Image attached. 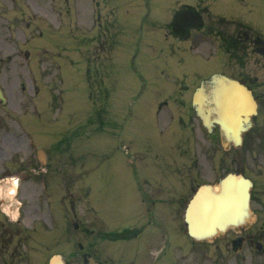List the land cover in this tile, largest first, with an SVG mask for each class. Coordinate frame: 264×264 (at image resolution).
I'll return each mask as SVG.
<instances>
[{"label": "rangeland", "instance_id": "rangeland-1", "mask_svg": "<svg viewBox=\"0 0 264 264\" xmlns=\"http://www.w3.org/2000/svg\"><path fill=\"white\" fill-rule=\"evenodd\" d=\"M101 1L105 6L100 3ZM101 1L99 10L101 9L103 12V18L111 21L114 15L111 12L112 5L115 6L119 27L124 30L115 54V64L112 65L115 68L117 85L112 94L111 116L108 117L113 122V117H120L123 113L129 114V125L119 128L121 133L119 130L114 133L113 123L111 125L108 121L107 124L110 127L90 134L85 146L78 152L83 154L84 161L77 168L80 170V177L84 180L74 177L70 181L72 182L70 187L74 191H79L82 188L89 189L94 202L99 206L100 217L108 216L110 225H112L117 221L125 223L131 214L145 210L141 203L140 192L144 191L140 184L145 186L144 178L146 175L148 176L150 168L145 169L146 163L153 164L152 169L157 170V164H154L153 161L155 153L148 150L154 147L161 148L162 145L168 147L170 141L174 137H178V132L166 136L168 132V130H164L166 121L159 120L157 116L160 101L173 91L174 79L182 77L185 72L197 68L201 63L183 45L174 44L170 38H166V21H168L170 7L178 0ZM212 10L215 14L248 19L264 31V0H217L213 4ZM91 11L93 13V6ZM211 16L216 17L212 13ZM91 21L92 18L89 16V22L91 23ZM231 28L234 26L232 25ZM117 31L120 34L118 29ZM224 55V63L233 59L230 54L224 52ZM251 57L253 56L248 54L246 58ZM214 62L219 61L215 60ZM214 66L218 65H211V68ZM192 79L194 80V77ZM180 80L178 79V84L176 83V87L181 88L180 91L176 95L175 91L173 95L166 97L169 103L165 104L164 102V107L162 106L163 110H171L175 106L179 111L178 115L185 114L187 108H190L193 92L198 86L196 82L189 80L186 81L189 85L184 90L182 89L184 85H181ZM74 83L77 84L75 87ZM108 84L111 88L115 87L111 82ZM87 87V82H84L80 77L72 79L69 89L66 88L63 94L65 103L62 112L56 113L59 120L70 117L69 113L73 111L81 116L90 108L91 101ZM130 103L131 107L129 108ZM95 116L93 126H97ZM184 118L189 121L188 116ZM59 123L57 122V125ZM120 134L124 142H120ZM203 135L205 136L206 133L203 132ZM129 138L132 140L131 142H129ZM40 140L46 141L47 139L41 135ZM127 146H130V149H126ZM202 146L203 144H199V142H193L191 149H184V155L190 157L187 160L188 163L196 156L202 163L207 161L215 165V170L212 171L214 172L213 177H210V174L208 177L212 180L216 179L219 174H224L228 170V161H225L226 154H224L226 152L219 147L215 149L216 152L214 150L208 152ZM193 148L194 151L199 150L195 156ZM205 151L211 154L208 155ZM218 153H222L223 157L220 158ZM82 166L83 170H81ZM201 167L203 172L209 173L205 165H201ZM10 181H5L4 184L8 185ZM151 183L152 181L146 185V190L151 186ZM9 187L11 186L8 185ZM32 187L33 185L26 186L25 190H31ZM57 187L64 189L66 185L62 180V184ZM185 193L186 195L191 194V192ZM168 216L169 223L175 224L176 215L171 212L168 213ZM259 229L261 232V225L257 223L254 225L253 232L257 234ZM247 233H249L248 230L238 232V230L232 229L227 234L216 238L214 244L198 245L188 236L179 232V236L182 238L180 239L181 253L184 255L182 264H264V255L258 252L255 245L245 244L242 248H237L232 244L233 239H237L241 235L246 236ZM258 235L261 234L258 233ZM89 238L85 240L89 242ZM43 239L45 240V237ZM55 250L57 248L50 252Z\"/></svg>", "mask_w": 264, "mask_h": 264}, {"label": "flooded vegetation", "instance_id": "flooded-vegetation-1", "mask_svg": "<svg viewBox=\"0 0 264 264\" xmlns=\"http://www.w3.org/2000/svg\"><path fill=\"white\" fill-rule=\"evenodd\" d=\"M97 26L101 34L106 30L110 31V27H105L102 21H98ZM87 31V5L82 0H0V81L5 95L7 93L9 97L8 104L13 106V110L5 108L4 104L2 105L3 100L0 99V180L13 174L23 181L40 177V157L34 149L40 146V136L45 137L47 130L53 129L50 125V113L57 103L55 92L57 81H64L62 69H67L74 63L72 52L84 53L88 50L90 39ZM248 38L246 36V40ZM255 41L257 43L251 48L260 55L255 62L264 64V44L260 39ZM226 49L228 51V40ZM85 64L87 68L88 60H85ZM238 74L239 79L245 83L264 85V75L257 76L253 81L254 79L247 76V72L243 69L239 70ZM24 77L27 79V84ZM16 84L18 92H15ZM26 91L31 92L33 96L30 97V93ZM256 96L260 104H264V90L257 92ZM65 135V138H68L65 142L71 143L70 131H65ZM260 135L261 129L257 128L249 132L246 138H250L253 145H264L263 142L257 141ZM261 160L264 162V155ZM250 168L261 176L262 187L258 184L252 192H259L255 197V205L264 211V193H261L264 192V166L258 163V168ZM230 169L232 165L228 160V170ZM45 170L50 173L52 171L50 167ZM203 175V172L194 175L192 186H199L202 180L200 177ZM43 194L44 192H34V190L18 192L27 220L41 215L43 200L49 203L50 209L57 208L56 192H46L45 196ZM155 198V195H147L143 198L149 212L155 210L153 207L156 205L152 203L162 201ZM4 202L5 198L0 194V264H22L25 257L19 250L12 261L8 260L9 241L14 242L16 236L19 237V244L29 241L37 227L27 221L28 226L33 229L30 231L22 225L21 220H13L7 206L3 205ZM61 202L64 214L61 216L63 220L60 221V237L67 249L72 240L68 226L74 217L78 222V228L84 229L82 225L86 221L81 218L85 216L81 209L84 201L82 197L68 191L64 192ZM156 226L160 227L157 224ZM161 228L165 232L164 235L162 234L164 238L167 236V230L163 226ZM85 229L88 231V228ZM51 238L54 240L55 234ZM169 238V236L164 238L163 247L166 248L164 253L155 256H153V248L159 241L150 244L133 243L128 252L127 264H174L177 251L171 252L170 246L167 248ZM256 238L250 237V242L252 243ZM175 247L178 250V245ZM86 253L88 251L82 254L84 264H86L84 259L87 258ZM94 255L103 264H123L119 256L107 252L104 243L100 244Z\"/></svg>", "mask_w": 264, "mask_h": 264}, {"label": "water", "instance_id": "water-1", "mask_svg": "<svg viewBox=\"0 0 264 264\" xmlns=\"http://www.w3.org/2000/svg\"><path fill=\"white\" fill-rule=\"evenodd\" d=\"M249 187V181L239 175L232 174L223 181L222 192H202L199 194L198 201L206 198L204 194H208L209 199L202 203L200 212L202 211L203 216L199 218L202 223L199 224L197 219L194 221L189 216L192 230L199 233V231L209 227L213 232L218 229L224 231L229 224L244 221L248 216ZM199 197L201 198L199 199Z\"/></svg>", "mask_w": 264, "mask_h": 264}, {"label": "bare ground", "instance_id": "bare-ground-1", "mask_svg": "<svg viewBox=\"0 0 264 264\" xmlns=\"http://www.w3.org/2000/svg\"><path fill=\"white\" fill-rule=\"evenodd\" d=\"M214 91H215V92H218V90H217V89H215Z\"/></svg>", "mask_w": 264, "mask_h": 264}]
</instances>
